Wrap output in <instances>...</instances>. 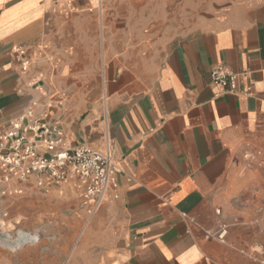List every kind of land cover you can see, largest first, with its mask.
Segmentation results:
<instances>
[{"label":"crops","instance_id":"1","mask_svg":"<svg viewBox=\"0 0 264 264\" xmlns=\"http://www.w3.org/2000/svg\"><path fill=\"white\" fill-rule=\"evenodd\" d=\"M92 2L0 0V137L38 102L68 145L112 151L119 184L91 216L80 179L13 183L15 228L37 240L0 264H264V171L244 159H264V0L183 33L139 23L143 0ZM216 66L249 94L216 88Z\"/></svg>","mask_w":264,"mask_h":264},{"label":"built area","instance_id":"2","mask_svg":"<svg viewBox=\"0 0 264 264\" xmlns=\"http://www.w3.org/2000/svg\"><path fill=\"white\" fill-rule=\"evenodd\" d=\"M16 57L22 71L27 72L30 65L26 50L18 47ZM211 77L214 86L224 94L245 96L252 88L250 84L244 91L240 90L238 82L241 76L228 66L214 67ZM39 105L38 102L33 103L0 137V198L23 193L22 189L11 187L15 182L33 179L36 186L48 189L49 185L61 186L77 178L86 183L83 199L88 214L92 216L119 188L113 153L84 144L68 145L61 121L47 112L38 114ZM244 159L249 166L256 165L264 171L260 152H246ZM215 215L218 228L208 235L224 241L229 225L222 220L220 208L215 210ZM36 240L29 237L28 241L35 243Z\"/></svg>","mask_w":264,"mask_h":264},{"label":"rangeland","instance_id":"3","mask_svg":"<svg viewBox=\"0 0 264 264\" xmlns=\"http://www.w3.org/2000/svg\"><path fill=\"white\" fill-rule=\"evenodd\" d=\"M103 1L93 0L92 8L102 7V11L108 13L109 10L103 7ZM245 1L249 0H143L133 10L139 16V23L147 18L161 20L163 25H170L173 30L183 33L197 27L209 17L224 15L229 9H234ZM16 196L8 194L3 199L0 198V247L17 249L30 244L23 243L25 232H19L15 228V215L7 202Z\"/></svg>","mask_w":264,"mask_h":264},{"label":"water","instance_id":"4","mask_svg":"<svg viewBox=\"0 0 264 264\" xmlns=\"http://www.w3.org/2000/svg\"><path fill=\"white\" fill-rule=\"evenodd\" d=\"M28 240H29V237H27V236L23 237V241H24L23 243H25V242H28L29 243Z\"/></svg>","mask_w":264,"mask_h":264}]
</instances>
